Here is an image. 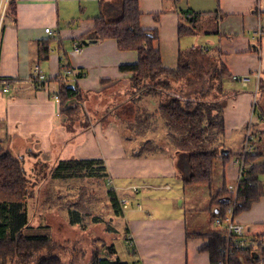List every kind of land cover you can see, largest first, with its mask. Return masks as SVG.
Returning <instances> with one entry per match:
<instances>
[{"label":"crops","instance_id":"0c3cea01","mask_svg":"<svg viewBox=\"0 0 264 264\" xmlns=\"http://www.w3.org/2000/svg\"><path fill=\"white\" fill-rule=\"evenodd\" d=\"M12 1L16 13L6 12L0 32V146L22 161L31 179L39 177L37 169L41 163L57 165L54 163L72 158L105 161L108 180H113L117 197L128 198L130 205L117 216L125 224L123 247L116 246L113 236L106 241L97 240L102 248L96 250H100L104 264H211L210 253L204 250L209 243L207 235L215 231L224 234L215 225L216 218H212L216 196L212 188L199 195L192 185L184 184V173L178 169L171 145L167 144L165 149L162 146L164 151L160 153L134 155L145 142L131 138L135 146L127 145L124 136L127 129L113 117L100 119V113H96L100 109L89 111L87 108L91 99H105L110 89L118 91L114 97H125L133 106L131 100L139 96L137 90L140 92L143 87H135L133 74L120 69L122 65L138 62L137 51L120 50L114 39L83 44L81 53L74 50V43L83 41L81 37L93 30L96 18L105 16L117 20L121 17L122 0ZM139 3L141 26L158 32L154 45L166 68L177 69L181 54L194 56L198 49L194 39L199 37L201 42H206L201 50L210 52L214 47L227 68L222 153L236 156L221 160L223 184L219 191L226 185L235 192L241 155L229 144L239 138L243 142L252 127L257 140L264 134V102L263 105L261 102L264 92L261 94L259 90L260 85L264 87V33L261 37L258 34L259 25L264 28V0H139ZM186 13L196 17L194 33L180 36V23H186ZM48 28L52 34L46 32ZM47 41H50L48 57L39 61V49ZM37 65L49 80L43 89L32 82ZM66 67H72L79 76L76 84L81 92L82 108L86 110L85 117L79 119L89 121L86 125H74L72 131L70 126L67 129L60 104L54 100L59 91L56 78L61 77ZM258 72L259 82L255 76L247 85L233 80L234 76ZM8 79L15 82L9 92H3L2 82ZM144 99L148 100L144 108L135 111L133 107V122L126 128H130L133 138L148 137L151 141L152 137L161 135L164 140L151 142L167 143L168 130L158 113V99L153 96ZM255 99L257 105H254ZM156 104L158 108L153 110ZM257 107L260 111L254 124L251 122ZM140 118L148 124L143 133L137 131ZM55 148H58L57 155ZM250 154L260 155L257 162H263L264 145L256 144ZM46 179L32 182V191L19 209L20 215L27 213L28 222L39 232L51 227L43 215L49 207L44 210L30 202L41 201L45 192L39 187L45 185ZM55 180L58 179L53 177L52 181ZM33 210L37 212L30 214ZM237 219L249 233L264 234V195L249 210L238 214ZM21 229L24 232L25 227ZM115 231L120 236V229ZM109 246H112L110 251Z\"/></svg>","mask_w":264,"mask_h":264},{"label":"trees","instance_id":"16d2710c","mask_svg":"<svg viewBox=\"0 0 264 264\" xmlns=\"http://www.w3.org/2000/svg\"><path fill=\"white\" fill-rule=\"evenodd\" d=\"M14 4L11 2L8 9L12 15L16 13ZM190 14L192 16H188L189 13L184 16L186 23H180V36L194 33L196 17L193 13ZM140 18L139 0H122L121 17L117 20H109L105 16L96 18L95 27L81 37L83 40L81 43L85 45V41L102 42L114 39L120 50L138 52L137 63L122 65L120 69L133 74L132 83L135 87L143 85V89L140 88L142 96H153L158 99L160 105L158 113L165 120L168 130L167 143L160 145L163 148L168 145L174 148L176 164L180 172L184 173L185 185L211 186L216 161L219 159L225 161L231 156H236L222 153L224 109L227 103L224 84L229 77L228 70L220 63L205 84L197 83V80L191 77L195 65H192L189 59L194 62L197 61V56L200 59L198 49L191 58L181 54L177 69L166 68L159 50L154 45L158 32L143 29ZM49 42H45L39 49V61L47 59ZM56 79L59 85L60 111L65 116V125L68 123L69 127L74 111L81 105V92L76 83L70 84L58 77ZM214 81L215 84L217 82V86L214 85ZM70 85L74 88H70ZM259 90L264 91L263 85H260ZM156 145L154 147L158 148ZM146 146L144 144L142 151L139 150L134 155L140 156L145 153ZM163 148L158 150L163 152ZM259 156L257 154L245 156V163L249 169L246 178L238 184L235 192L224 185L215 196L213 220L226 215L230 200L236 201L238 215L249 210L264 195L260 179L264 175V161L257 162ZM54 164L58 165L52 172V177L57 179L98 178L106 185L109 177L106 163L102 159L72 158ZM29 193V178L23 169L22 161L0 146V264H63L62 260L53 254L57 247L49 236V228L41 232L35 230L30 234L24 233L21 229L27 226L28 217L26 212L24 216L20 215L19 209L26 203ZM106 196L114 213L121 216L122 210L116 193L107 188ZM70 217L73 225H82L91 215L76 212L75 216ZM92 221L101 223L102 220L92 218ZM207 237L209 243L204 250L210 253L211 264H217L223 257L221 250L225 246L224 234L215 231ZM111 249L112 246H109L108 251ZM99 251L93 252L89 264L105 263L100 259Z\"/></svg>","mask_w":264,"mask_h":264},{"label":"rangeland","instance_id":"374dc122","mask_svg":"<svg viewBox=\"0 0 264 264\" xmlns=\"http://www.w3.org/2000/svg\"><path fill=\"white\" fill-rule=\"evenodd\" d=\"M201 39L202 37L194 39L197 43L198 51L200 52V59L198 58V56L196 57L197 61L195 62L189 59L192 65H195L194 73L191 75V77L194 78V80H197V83L199 84L206 82V80L211 77V73L214 71V69L221 63L216 49L214 47L212 48V44L208 45V47L212 48L210 52L201 50V46L206 45V42H201ZM213 83L214 85L217 84V82L215 84V81ZM107 91L110 92L106 93L105 99L102 97L97 100H90L87 106V108H89V111L100 109V112L97 111L96 113H100L98 114V116L102 120H106L112 117L115 118V120L121 124V127L123 126L124 129H127L124 130V136L127 145L133 147L135 146L131 140L132 138L134 140H139L142 143L143 141L145 142V144L147 145L145 147L146 153H160L158 149H161L162 146L160 144H157L156 146H158V148L154 147L155 145L151 141L158 142L160 140H164V136L156 135L152 137L151 141H149L148 137L133 138L130 128H126L129 123L133 122V107L135 111H138L139 109L144 108L143 104L148 101L144 99L145 96L140 95L142 94V92H139V90H137V95H139L138 97L140 98L138 99L137 97L135 99H132L131 101L133 102V106H131L128 103V100L125 99V97H114L116 96V92H118L117 90L110 89ZM263 92H261V94ZM140 101L141 103H139ZM261 102L263 105L264 101ZM108 103H110L111 105H109ZM119 103L121 104L118 105ZM157 104L156 106H154V108H152L153 110L158 108ZM82 105L83 104L79 105V109L74 111L71 117L72 119L69 122V131H72L74 125H86L87 123H89L87 119H85V121H81L79 119L81 116L83 118L85 117L86 110L82 108L84 107ZM257 108V112L253 114L251 122L254 124L258 120V113L260 111V108ZM144 113V110H142V114ZM77 119L78 121L76 122ZM140 119L141 122L138 123L137 131L138 133H143L146 131L145 126H147L148 124L146 123L145 119ZM156 124L157 121L154 122V125ZM66 127L68 129V123L66 124ZM250 132L252 133V135L254 134V127H252V129L250 128ZM256 144L264 145V134H262V137L259 136L258 140L253 137V139L249 144H247V146H249V148H253ZM229 146L234 147L235 151L239 150L240 154L243 155L246 146V139L242 142V139L239 138L237 142L229 144ZM57 149L58 148L54 149L55 155L58 154ZM221 162V159L216 161L214 181L211 186H193L194 190H198L199 195L208 193V190H210L211 188L213 195H217L219 188L223 184ZM42 164L43 163H41L39 169H37V172L40 171L39 177L36 179H31V177H29V192L32 191L31 188L33 186V181L41 182L44 178H47L45 185L39 187L42 192H45V194L42 195L41 201L32 200L30 203L31 205L42 206L44 210L49 207L48 211H46V215L45 213L43 215L45 217L44 219L48 220L51 226L49 227L48 233L49 236L53 239L54 245L56 244L55 246L57 247L56 251H54L53 254L55 256H58L62 260L63 264H89L92 260L93 252L97 248H102V245L97 243L98 239L100 241H106V238H109V236H113L112 241L114 240L118 248H122L124 245V220L123 218L117 217L106 196L107 188L113 190L116 195H118L117 188H113L110 185L109 180H107V184L104 185L103 181L99 180L98 178H64L58 179L57 181H52V172L55 171V167H57L58 164ZM261 180L262 190L264 192V175L261 176ZM35 188L36 187H34V189ZM199 202L201 203V200H199ZM34 212H37V210L30 211V214H34ZM76 212H82L83 214L91 215V217L89 219H85V221L83 222L84 224L82 225H73L71 223L70 216H75ZM191 217L192 215H190L189 213L188 219L191 220ZM92 218H99L102 221L101 223H94L92 221ZM32 225V223L28 222V225L25 227L24 232L27 234L33 232V229H35L36 227H33ZM115 228L120 229V236H116L117 232L115 231ZM9 237H11L10 234Z\"/></svg>","mask_w":264,"mask_h":264},{"label":"built area","instance_id":"2783aa9c","mask_svg":"<svg viewBox=\"0 0 264 264\" xmlns=\"http://www.w3.org/2000/svg\"><path fill=\"white\" fill-rule=\"evenodd\" d=\"M12 0H0V32L3 23L4 16L9 9L10 3ZM191 14L189 13L188 16ZM192 16V15H191ZM47 33L52 34L53 31L48 28L46 29ZM264 28L262 25L258 27L259 36H263ZM74 50L78 53H81L83 50V45L80 41L74 43ZM260 81V74L252 73L244 76H234L233 80L241 82L244 85L250 83L252 77ZM61 80L66 82L76 83L79 79V76L75 73L72 67H66L63 71V74L60 77ZM15 82L13 79L4 80L3 83V92H9L12 84ZM33 84L37 85L40 89L45 88L48 85V78L46 74L42 71L40 66H36L34 69V77L32 79ZM54 100L60 104L59 94L54 95ZM254 105H257V99L254 101ZM252 133L249 131L246 137V146L244 154L240 156V171L238 184L246 178L248 172V165L245 163V156L250 154L252 148H249L247 144L253 139ZM110 185L114 188V184L110 182ZM237 190V189H236ZM118 202L121 207L122 212H126L129 208L130 201L126 197H119ZM215 225L224 230V239L225 246L222 248L223 257L218 261L217 264H233L234 262L238 264H264V234H251L248 232L246 226H244L237 219L236 214V201H232L228 207L227 212L224 217H217L215 219ZM132 244V242L129 240ZM141 264V263H136Z\"/></svg>","mask_w":264,"mask_h":264},{"label":"water","instance_id":"95a60500","mask_svg":"<svg viewBox=\"0 0 264 264\" xmlns=\"http://www.w3.org/2000/svg\"><path fill=\"white\" fill-rule=\"evenodd\" d=\"M91 42H94V41H91ZM88 43H90V42L85 41V45H88ZM70 88H74V86L73 85H70Z\"/></svg>","mask_w":264,"mask_h":264},{"label":"bare ground","instance_id":"6f19581e","mask_svg":"<svg viewBox=\"0 0 264 264\" xmlns=\"http://www.w3.org/2000/svg\"><path fill=\"white\" fill-rule=\"evenodd\" d=\"M112 183V184H114V182H113V180H109V183ZM114 188L116 189V187H115V184H114Z\"/></svg>","mask_w":264,"mask_h":264}]
</instances>
